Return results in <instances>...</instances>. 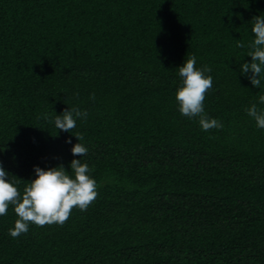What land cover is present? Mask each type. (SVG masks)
Instances as JSON below:
<instances>
[{
	"label": "trees",
	"instance_id": "obj_1",
	"mask_svg": "<svg viewBox=\"0 0 264 264\" xmlns=\"http://www.w3.org/2000/svg\"><path fill=\"white\" fill-rule=\"evenodd\" d=\"M256 15L264 0H0V165L21 192L33 165L67 170L76 137L51 118L79 107L98 193L17 237L10 204L0 264H264V129L246 112L264 79L238 70ZM190 54L222 128L177 109Z\"/></svg>",
	"mask_w": 264,
	"mask_h": 264
},
{
	"label": "clouds",
	"instance_id": "obj_2",
	"mask_svg": "<svg viewBox=\"0 0 264 264\" xmlns=\"http://www.w3.org/2000/svg\"><path fill=\"white\" fill-rule=\"evenodd\" d=\"M253 39L247 45V56L251 59L239 64V72L248 75L253 86L260 87L264 79V15H256L250 28ZM238 48H244L243 42H237ZM197 57L190 54L182 64L176 67V75L180 84L175 90V100L178 111L189 118L198 117V123L203 131L212 128H222L223 123L213 117L207 116L204 109V99L207 90L213 86L212 69L208 65L196 67ZM264 94L257 101L246 108L247 115L251 117L257 128L264 129ZM62 113V114H61ZM87 118V111L79 107L66 108L51 118L56 131L61 130L76 137L75 143L71 138L65 142L71 144L70 152L73 154L66 170L63 164L42 168L33 165L34 178L27 181L23 192L18 188L19 179L14 177L0 165V216L7 213L9 205L14 206L17 219L14 226L8 229L12 237H17L29 230V223L44 225L63 224L74 207L84 210L97 197V181L91 176L92 169L81 157L88 152L84 143L79 141V134H72L76 128L77 119ZM44 119H49L44 114ZM4 148L0 147V151ZM79 154V159L75 156ZM69 169L71 171H69Z\"/></svg>",
	"mask_w": 264,
	"mask_h": 264
}]
</instances>
